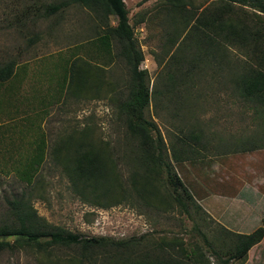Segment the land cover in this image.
<instances>
[{"label":"rangeland","instance_id":"374dc122","mask_svg":"<svg viewBox=\"0 0 264 264\" xmlns=\"http://www.w3.org/2000/svg\"><path fill=\"white\" fill-rule=\"evenodd\" d=\"M58 1L41 0L45 5ZM123 1L144 55L140 67L149 77L151 98L145 117L157 125L165 162L171 163L200 209H191L190 217L181 213L164 186L163 171L155 184V198L143 200L129 185L132 173L139 177L144 172L126 145L125 129L117 115V104L126 93L128 68L116 56V49L114 58L91 55L90 44L101 27L94 15L73 4L55 17L35 23L32 10L28 13L33 0H0V61L9 56L26 64L29 71L23 90L34 106L57 92L58 77L67 63L76 61L77 73L87 78L86 83L66 90L64 97L54 95L59 101L54 100L42 123L48 148L55 141L71 136L78 139L86 133L88 142L111 155L122 176L119 185L128 191L124 198L118 197L119 204L108 208L86 202L71 190L68 179L49 157L40 173L41 182L29 190L17 180L12 167L19 156L27 154L30 134L19 141L20 135H0L4 140L0 141V222L7 214L6 200L23 196L47 224L71 233L116 241L148 234L143 246L175 243L172 250L165 249L172 254L184 249L190 256L198 251L203 254V264H223L226 258L220 259L213 250L224 252L234 234L264 229V111L237 97L229 82L247 59L237 49L224 47L215 56H206L204 45L187 35L183 38L186 11L166 0ZM191 1L192 6L184 8L194 13L217 6L214 0ZM242 10L254 19L252 10ZM22 11L28 14L18 25L12 19ZM109 24H116L113 17ZM22 106L24 111V103ZM13 138L14 149L6 141ZM174 154L180 163H175ZM120 191L118 187L115 194ZM58 256L62 264L69 260L71 264H93L78 263L76 248L55 249L51 257L38 249L3 253L0 264H55ZM230 264H264V237L244 260Z\"/></svg>","mask_w":264,"mask_h":264},{"label":"trees","instance_id":"16d2710c","mask_svg":"<svg viewBox=\"0 0 264 264\" xmlns=\"http://www.w3.org/2000/svg\"><path fill=\"white\" fill-rule=\"evenodd\" d=\"M166 1L179 11H186L182 28L187 31L183 38L187 35L204 45L206 56H215L217 51L224 47L237 49L247 59L241 72L232 76L229 82L237 97L246 103L261 106L264 111V0H214L217 6L213 10H202L200 13L185 10V6H192L191 0ZM73 4L87 9L94 15L95 21L101 24L98 38L90 44L91 55L114 58L113 51L116 49V56L122 59L128 68L126 93L117 104V115L128 139L126 145L135 155L136 163L144 173L139 174V177H135L137 174L132 173L130 183L127 181L125 187L129 183L143 200L147 197L155 198L157 193L155 184L159 182V176L163 171L164 186L168 190L169 197L180 208L182 214L190 217V210H199L200 207L196 205L190 189L173 171L171 163L165 162L163 157L165 146L159 129L153 121L145 117V110L151 98L149 77L147 71L140 67L144 55L138 49L125 2L123 0H59L45 5L41 0H33L28 13L32 10L34 22L38 23L55 17ZM244 8L255 13L252 16L255 20L242 10ZM28 13L22 11L20 15H14L13 22L22 25V18ZM111 17L115 19V25L109 24ZM261 17L263 19H260ZM8 22L10 24V21ZM25 65L17 63L9 56L0 61V130H3L0 131V135H20L19 141L22 135L29 133L31 138V141L25 144L27 154L19 156L20 160L12 167L17 180L24 183L29 190L33 189L41 182L40 173L49 157L66 176L71 190L82 200L105 208L119 204L118 197L124 198L127 191L119 185L123 183L122 176L117 172L111 155L97 148L94 143L88 142L86 133L78 139L71 136L66 141H55L53 147L48 148V139L42 123L48 117V109L54 104L55 96L62 98L71 86L87 82V78L77 73L76 61H72L70 65L67 63L63 74L58 77L55 96L52 94L44 96L37 106H34L32 99L26 98L24 94L23 84L29 71ZM19 94L20 100L17 98ZM27 95L32 96V93ZM59 98L55 103H58ZM0 141L4 142L1 137ZM6 141L11 142L13 149L16 148L14 138ZM173 159L177 164L181 161L176 154L173 155ZM118 187L121 189L120 195H117L119 191L115 194ZM104 203L106 206L102 205ZM6 204L7 214L0 222V255L38 249L40 253L51 257L55 249L76 248L78 263L97 264L103 260H107L110 264H203L204 262L203 254L198 251L190 256L184 249H180L179 253L174 252L175 254L165 249L169 247L172 250L176 246L175 243L163 242L154 248L143 246L148 234L116 241L107 237H85L51 226L37 215L23 196L6 200ZM263 237L262 227L250 234H234L233 239L227 241L224 252L218 253L213 250V254L220 259L225 257L223 264L244 260L248 252L258 245ZM206 244L213 248L212 244ZM59 258L58 256L54 259L55 264H62L59 263ZM67 264H71V261L69 260Z\"/></svg>","mask_w":264,"mask_h":264},{"label":"crops","instance_id":"0c3cea01","mask_svg":"<svg viewBox=\"0 0 264 264\" xmlns=\"http://www.w3.org/2000/svg\"><path fill=\"white\" fill-rule=\"evenodd\" d=\"M19 100H20V94L18 95V97H17ZM3 123V122H2ZM5 124V123H4ZM0 125H1V123H0Z\"/></svg>","mask_w":264,"mask_h":264}]
</instances>
